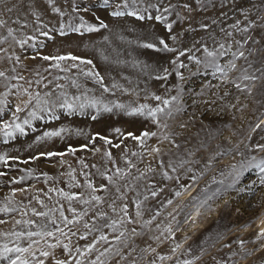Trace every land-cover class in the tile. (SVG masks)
<instances>
[{
  "label": "rangeland",
  "instance_id": "rangeland-1",
  "mask_svg": "<svg viewBox=\"0 0 264 264\" xmlns=\"http://www.w3.org/2000/svg\"><path fill=\"white\" fill-rule=\"evenodd\" d=\"M120 2L110 0L111 7L105 9L101 6L102 0H55V6L65 13L64 17H60L51 11L53 5L48 4V0H0V20L5 21L4 25H0V71L8 76L24 77V80L7 81L9 85H22L33 94L39 92L43 95L48 91L58 94L55 85L63 84L70 96L79 94L75 87L70 86L68 79H55L59 76L77 79L85 89L92 90L90 96L95 95L105 102L119 100L165 107L154 100L153 95L164 98L178 96V100L168 106L173 115H162L159 126L146 122L143 117L130 118L120 114L103 113L97 120H92L95 110L91 108L86 109L84 115H69L57 109L59 119L49 120L47 114L41 113L45 119L33 120L30 126L26 125L24 135L16 133L14 139H6L0 133V153L19 157V160H10L8 164L0 163V172L5 173L0 176V207L7 204L17 209L13 213H0V219L5 221L0 224V232L27 230L15 224L21 219L34 220L36 224L28 228L35 231L36 225L44 222L45 218L34 216L32 208L47 211L63 206L69 219L73 217L70 207L78 213L87 211V215L66 228L60 225L65 232L70 229L75 235L70 232L67 237L57 233L55 237L34 238L39 243L34 244L32 250L36 259H44L45 264H55L57 259H68L69 264H75V260L80 259L81 264H90L106 247H111V251L101 257L105 264H133V261L135 264H183L185 260L191 261V264H264V236L259 235L264 224V185L260 183L264 174L254 166L260 158H264V153L251 147L264 143V121H260L264 114V90L254 89L249 94L235 87V83H241L238 69L246 66L243 59L237 61L238 69L229 72L228 82H225L220 73L214 75L213 69L189 61L186 54L181 57L188 65L180 69L183 79L176 76L170 64L175 53L157 52L140 46L151 41L153 34L167 39L166 30L159 22H141L127 16L112 17L110 12ZM151 2L156 3L157 0ZM162 3L164 6L175 5L171 15H165H168L169 22L176 21L173 32L182 33L179 43L169 40L171 46L183 49L195 44L198 48L199 43H204L212 49L215 47L214 40L232 43L251 36L259 43L249 41L244 46L246 55L252 49L253 54L248 59L253 68L264 66V11L261 10L264 9V0H162ZM185 3L191 5V10L183 7ZM73 4L78 6V13L73 11ZM145 6L138 5L141 8ZM80 16L89 23H96L95 17H100L108 28L83 35L69 33L64 37L53 31L59 28V22L71 20L78 23ZM236 21H240L239 27H246L249 23L252 27L248 33L237 32L232 28ZM201 24H207L208 28L201 29ZM9 28L13 29L12 36L8 34ZM38 30L49 31L53 39L39 36ZM225 32H232V37H226ZM33 35L38 39L29 41L23 47L17 43ZM32 44L37 47L33 48ZM235 50L233 45L231 51ZM231 51L220 58L223 66L231 59ZM37 53L41 56L71 53L90 59L93 65H81V69L94 66L104 77L105 84L111 86L117 83L128 88L129 92L117 91L115 95L102 93L94 81L80 74V69L71 68L72 61L61 62L62 68L68 69L65 72L49 68L51 62L44 61ZM194 54L203 57L202 51ZM143 65H148V68H143ZM162 68H168L172 75L166 80H156L154 77L157 74H163L160 71ZM41 77L42 83L36 84L35 81ZM49 81L52 83L49 84ZM6 91L9 92L8 103L4 112H0V121L11 123L15 106L20 104L23 107V101L28 96L23 94L22 89L17 93L15 89L6 88L4 78H0V93ZM32 104L35 105V101ZM31 108L29 106L16 113L19 116L17 122L28 118ZM177 108L180 111L177 112ZM257 123L262 126L256 128ZM165 124L167 127H163ZM61 127L70 131L60 137L37 141L36 137L42 136L45 131ZM33 128L35 131H32ZM117 128L120 133L115 132ZM145 129L157 135L148 138L144 146L125 136L127 132L139 135ZM97 133L108 137L113 145L119 143L120 147H112L98 137L93 140ZM165 135L168 139H164ZM82 145L88 147L81 148ZM69 146L77 151L69 153ZM152 148H159V153L153 152ZM41 152H63L65 155L29 159ZM106 152H111V159L105 155ZM252 156L256 157V161L249 166ZM25 160L28 163H23ZM128 161L135 167L130 168ZM240 161L245 163L243 170L239 167ZM169 165L176 171L173 172ZM233 165L237 167L234 169ZM117 167L127 174L123 178L115 176V183L110 184L101 173L111 176ZM149 167L151 172L147 171ZM164 171L173 179H166L162 174ZM140 173L144 176L141 177ZM88 181L96 188L101 184L108 186L107 191L95 193L103 198V203L69 202L58 192L50 191L63 189L90 199L92 192L87 187ZM117 187L126 199L117 198ZM152 191H157V196L152 197ZM145 196L147 199H144ZM35 197H39L44 204L41 205ZM137 200L141 202L142 214L139 217L135 215ZM168 200L172 203L168 204ZM113 201L117 212L109 207ZM125 203L129 205V215L134 222L119 228L126 235L116 241L113 237L119 235V231L114 233L110 228L103 227L105 218L97 216L94 220L93 217L97 212H105L109 222L120 219L122 213L119 209ZM24 212L27 214L22 215ZM53 215L58 220L59 211ZM148 221L150 223H145ZM85 223L90 228L95 225L99 231H89L84 227ZM132 229L136 230V234ZM85 232H88L87 237L81 239ZM102 233L109 237L108 241H98L95 250L85 252L82 257L76 253L77 248L84 251L85 246ZM57 238L60 245L49 248L48 244L56 243ZM6 240L0 236V243ZM14 243L13 240L10 246ZM20 244L26 247L28 241L21 240ZM63 244L71 248V258L67 251L62 250ZM41 251H48L51 255L41 257ZM28 258L31 259L30 256ZM0 264H6V261L0 260Z\"/></svg>",
  "mask_w": 264,
  "mask_h": 264
},
{
  "label": "snow or ice",
  "instance_id": "snow-or-ice-1",
  "mask_svg": "<svg viewBox=\"0 0 264 264\" xmlns=\"http://www.w3.org/2000/svg\"><path fill=\"white\" fill-rule=\"evenodd\" d=\"M48 4L53 5L51 11L54 13H57L60 17H64L65 13L61 10L60 7L55 6V0H48ZM145 4L146 6L141 8L138 7V5ZM103 8L111 7L110 0H102ZM73 8V11L79 12L78 6L75 4L71 5ZM184 8L191 10V5L185 3L183 5ZM175 8V5L168 4L167 6H164L162 3V0H157L156 3H152L151 0H121L119 4L116 5L115 9L110 12V15L112 17H134L136 20L141 22H159L162 27L166 30L167 39H165L162 35H155L153 34V39L149 42H145L141 44L140 46L144 49L148 50H155L157 52H165V53H175V57L170 61V64L173 66V69L175 71V75L183 79V74L180 71V69L188 67L187 64L184 63L183 60H181V57H185L187 54V59L189 61L194 62L197 65L203 64L205 68H211L213 69V74L220 73L221 77L225 80V82H228V73L231 71H236L238 69L237 61L243 59L246 62V66L240 67L238 69L239 76L238 79L241 81V83H235V81H232L235 83V87L237 89H241L243 91H246L249 94H252L254 89L257 90H264V66H261L259 68H253V63L248 59L249 56L253 54V50L249 49L246 55V52L244 50V46L249 43V41H252V43H259L258 41H255L252 39L251 36H248L246 39L242 37L240 41H233L232 43L220 42L214 40V45L212 49H209V47L204 43H199V47L197 48L196 45H192V47H184L183 49H179L177 47L171 46L169 43L170 41H174L179 43L180 37L182 36V33H174L173 32V25L176 23V21L169 22L168 15H171V10ZM154 10V11H151ZM264 11V9H261ZM87 11V10H86ZM159 13V14H155ZM168 14V15H165ZM247 19V17H245ZM96 23H89L84 19L83 16L79 17L78 23H73L71 20L67 23L59 22V28L53 29V31H57L58 34L61 37H64L68 35L69 33L74 34H80L83 35L84 33H92V32H99L101 29L108 28V24H106L100 17H95ZM5 21L0 20V25H4ZM240 21H236L235 24L232 25V28L236 30L237 32H243L248 33L249 29L252 27V24L249 23L246 27H239ZM201 29H207V24H201L199 26ZM39 31V36L46 37L48 39H53L52 35L49 31ZM221 31H224L221 29ZM9 36L13 35V29H8ZM232 32H225L226 37H232ZM6 39V38H5ZM13 39L15 40V36H13ZM38 37L36 35L29 36L27 39H21L17 41V43L20 44V46H24L25 44H28L29 41L37 40ZM233 45H235L236 50L231 51L233 48ZM33 48L37 47V45L32 44ZM41 47L43 44L40 45ZM2 51V49H0ZM202 51L203 57H199L194 54V52H200ZM229 51H231V59L227 61V65L223 66L220 63V58L228 55ZM258 51V50H257ZM37 56H40L41 59L44 61L51 62L49 64V68H55L60 69L61 71L67 72V68H62L61 62L64 61H72L71 68L80 69V74L84 76L87 79H90L95 82V84L99 87V89L102 91V93H109L111 95H115L117 91H120L122 93H128V88H123L117 83H112L111 86L105 84L104 77L94 69L93 67L87 68V69H81V65H93V61L90 59L82 58L80 56L72 55L71 53L64 54V55H40V53H37ZM33 59H36V57H32ZM17 61H19V57H16ZM105 60H107V57H104ZM135 66V65H134ZM143 68H148V65H143ZM13 72H15V68L12 69ZM163 74H157L154 78L156 80H166L172 73L169 71L168 68H162L160 70ZM37 76H39V73H37ZM0 78H4L5 87L9 89H15L17 93L22 92L23 94L28 96V99L26 101H23V107L20 104H17L15 106V112L13 113V119L12 122L9 123L8 121H0V133L3 134V136L7 138H15L16 133H20L21 135L26 134L25 132V126L31 125V122L33 120H43L45 119L44 115H41V113L47 114V119L54 120L59 119V116L56 114V110L60 109L65 112H67L69 115L79 113L80 115L85 114L86 109H94L95 114L91 115L92 120H97L99 116L103 113L107 114H120L123 116H127L130 118H145L146 122L150 121L153 125H160V117L163 116H172L173 110L168 107L173 101L178 100V96H171L170 98H164L159 95H153V99L163 104L165 107H160L159 104L156 106H152L147 103H124L120 102L119 100H109L105 102L103 99L96 97L95 95H89V92L92 90L85 89L82 84L78 82L75 78H69V77H55L56 80L59 79H68L70 86L75 87L78 91V95H72L70 96L67 91H65V85L63 84H56V89L59 90L58 94H55L52 91L45 92L43 95H41L39 92H36L33 94L31 91H29V88H23L22 85L18 84H11L9 85L7 81L9 80H24V77L22 75H15V76H8L4 71H0ZM43 80V77L40 79H37L35 81L36 84H41ZM49 84L52 83V81L48 82ZM31 84V82H29ZM47 87L48 85H44ZM83 89V90H82ZM9 95V92L0 93V112H4L5 106L7 105V96ZM225 95H228V93H225ZM35 101V105L32 104V102ZM29 106H32L31 110L28 112V118L24 119L22 122L19 121V116L16 115V113L24 111L25 108H29ZM176 111H180L179 108L176 109ZM262 125L261 123L256 124V128H260ZM163 127H167V125H163ZM183 127V125H182ZM32 131H35L33 128ZM70 130L64 127H61L57 130H51V131H45L42 136H37V141L43 140L45 138H52V137H60L63 133L69 132ZM115 132L120 133V129H115ZM77 134H80L77 132ZM157 135L154 131H149L147 129L140 132L139 135L134 134L133 132H127L125 136L127 138H131L134 141L139 142L141 146L145 145V142L150 137H155ZM99 138L103 140L106 144L111 145L112 147L119 148L120 144H112V141L108 137L100 136L99 133L96 134V136L93 137V140L96 138ZM164 139H168V136L165 135ZM87 145H82L81 148H87ZM178 147V146H177ZM254 149L259 150L261 153H264V143H258L251 146ZM77 151L76 148H73L69 146L68 152L69 153H75ZM153 152L159 153V148H152ZM65 153L63 152H41L39 153V156H33L29 157V159H38L43 156L53 157V156H63ZM105 155L111 159V152H106ZM133 155H137V153H133ZM241 155H243L241 153ZM15 161L19 160V157L17 156H9L7 153H0V163L8 164V161ZM256 161V157L252 156L251 160L248 162V165L251 166L252 162ZM23 163H28V160L23 161ZM83 163V161H81ZM239 167L241 170L245 167L244 161L238 162ZM128 165L130 168L135 167L131 163V161H128ZM161 167H163V161L160 162ZM182 166V164H181ZM256 168L259 169L260 173L264 174V158H260L258 162L254 165ZM169 167H172L169 165ZM237 165H233V168L235 169ZM147 171L151 172L152 168L149 167ZM172 171L175 172L176 168L172 167ZM127 173L124 172V170L117 167L115 169V172L113 175L108 176L105 173H101V175L105 176V178L108 180L110 184L115 183V176H120L123 178L124 175ZM163 176L166 179H173L172 176L168 174L167 171H164ZM5 175V173L0 172V176ZM140 176H144V173H140ZM23 179V177H21ZM178 179V177H177ZM195 179V177H193ZM15 182V181H13ZM260 183L264 185V175H261ZM87 187L91 189V196L90 199H83L82 194L78 193H69L65 192L63 189H50V191L58 192L60 196L64 197L67 201L71 202L73 200H80L83 204H101L103 203V198L100 195H96L95 193L97 191L103 190L107 191L108 186L106 184L99 185V188H96L91 181L87 182ZM116 192L119 193L118 199H126L123 193H121V190L119 187L116 188ZM177 196L180 195L179 192L176 193ZM151 196L155 197L157 196V191H152ZM35 199L43 205L44 202L39 199V197H35ZM144 199H147L145 196ZM168 204H171L172 201L168 200ZM45 208H47L46 205H44ZM113 212H117V207L115 205V201L111 205ZM135 207L136 212L135 215L137 217L141 216V202L139 200L135 201ZM69 210L73 213L72 219H69L64 214L63 206H61L59 209H48L47 211H38L36 208H32L31 212L36 217H42L45 218L44 222L36 225V230L33 231L28 226L36 224L34 220L31 219H21L16 220L15 224L24 226V229L27 230H20V231H8V232H0V236L7 238L6 242L0 243V260L6 261V264H45L44 259H36V254L32 250L34 244H38L39 240L34 238H40L44 239L45 237H55L57 233L60 234V236L67 237L71 230L69 229V232H65L64 228L60 227L61 224L64 225V227H68L69 225H73L74 223H78L80 220L83 219L84 216L87 215V211L77 212L75 208H69ZM17 209L14 207H10L7 204L0 207V213H13L16 212ZM55 211H59V218L57 220V217L53 215ZM119 212L122 213L120 219H113L110 222L107 219V213L105 212H97L93 219L101 217L105 218V223L103 227L110 228L114 233L119 231L120 227H123L125 223H133L132 217L129 215V205L127 203L123 204L122 207L119 209ZM27 213L24 212L22 215H26ZM155 219V217H153ZM59 221V222H58ZM5 223L4 220L0 219V224ZM150 223V221L145 222ZM119 226V227H118ZM84 227L86 229H89V231H99V229L95 228V225H92L91 228L88 223H85ZM171 231V229H169ZM133 234H136V230L132 229ZM75 232H71V235H75ZM88 235V232H85L83 236H81V239H85ZM126 233L124 231H119V235H115L113 237L114 240L120 241L122 237H125ZM264 236V229L261 230L260 234ZM109 237L105 234H100L91 244H87L85 246V250L81 251L80 248L76 249V253L82 257L85 255V252L91 253L96 248V243L98 241H108ZM15 241L12 246L10 244L12 241ZM21 240H27L28 245L26 247L21 246L20 241ZM243 241H241V244ZM60 245V240L57 238L56 243H49V248H56ZM179 247V245H177ZM63 251H67L69 253V258H71L72 250L69 247L68 244H63L62 246ZM111 251V247H106L102 252H99L98 255L94 259L90 261V264H105V261L101 259L102 256H105L107 253ZM27 254V255H26ZM117 254L120 255V252L117 251ZM250 254V253H249ZM51 254L48 251H41L40 256L41 257H49ZM31 257L29 259L28 257ZM121 258H124L123 256ZM163 259V257H161ZM55 264H69V260H59L57 259L55 261ZM75 264H81L80 259L75 260ZM133 264H135V261H133ZM183 264H191V261L185 260L183 261Z\"/></svg>",
  "mask_w": 264,
  "mask_h": 264
},
{
  "label": "bare ground",
  "instance_id": "bare-ground-1",
  "mask_svg": "<svg viewBox=\"0 0 264 264\" xmlns=\"http://www.w3.org/2000/svg\"><path fill=\"white\" fill-rule=\"evenodd\" d=\"M260 119H261V120H260L261 122H263V121H264V114L261 116V118H260ZM263 217H264V216H263ZM260 223H261V222H260ZM262 229H264V224H263V225H261V230H262Z\"/></svg>",
  "mask_w": 264,
  "mask_h": 264
}]
</instances>
